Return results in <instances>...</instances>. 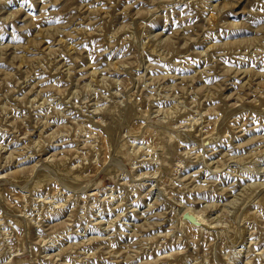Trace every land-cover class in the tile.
<instances>
[{
    "label": "rangeland",
    "instance_id": "rangeland-1",
    "mask_svg": "<svg viewBox=\"0 0 264 264\" xmlns=\"http://www.w3.org/2000/svg\"><path fill=\"white\" fill-rule=\"evenodd\" d=\"M0 264H264V0H0Z\"/></svg>",
    "mask_w": 264,
    "mask_h": 264
},
{
    "label": "bare ground",
    "instance_id": "bare-ground-1",
    "mask_svg": "<svg viewBox=\"0 0 264 264\" xmlns=\"http://www.w3.org/2000/svg\"><path fill=\"white\" fill-rule=\"evenodd\" d=\"M24 152V151H23ZM187 208H183L182 210L183 211H185ZM194 210H190V208L189 209H187L186 210V212L185 213H188L189 215H192L193 216V218L196 220V227L198 228V226L199 227H201L203 224L202 223H206L203 219H202V217L200 216V215H198V214H196L195 213V211L193 212ZM182 221H184V218H183V220ZM190 224V223H189ZM192 224H190L189 226L190 227H192V228H194L195 229V226L193 225V226H191ZM189 228V227H188ZM199 230H200V228H199ZM226 260V259H225Z\"/></svg>",
    "mask_w": 264,
    "mask_h": 264
},
{
    "label": "water",
    "instance_id": "water-1",
    "mask_svg": "<svg viewBox=\"0 0 264 264\" xmlns=\"http://www.w3.org/2000/svg\"><path fill=\"white\" fill-rule=\"evenodd\" d=\"M183 218L186 219L187 221H189L191 224H195L196 220L193 218L192 215H189L188 213H185L183 215Z\"/></svg>",
    "mask_w": 264,
    "mask_h": 264
}]
</instances>
